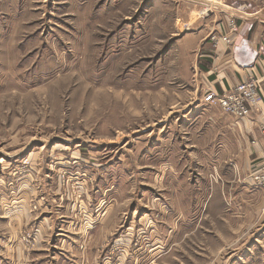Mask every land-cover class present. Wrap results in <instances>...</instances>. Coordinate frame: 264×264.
<instances>
[{"label": "rangeland", "instance_id": "1", "mask_svg": "<svg viewBox=\"0 0 264 264\" xmlns=\"http://www.w3.org/2000/svg\"><path fill=\"white\" fill-rule=\"evenodd\" d=\"M200 8L0 0V173L36 165L78 213L106 212L123 264H264L259 189L246 201L231 148L209 156L226 114L201 104L200 55L218 18L180 29Z\"/></svg>", "mask_w": 264, "mask_h": 264}, {"label": "crops", "instance_id": "2", "mask_svg": "<svg viewBox=\"0 0 264 264\" xmlns=\"http://www.w3.org/2000/svg\"><path fill=\"white\" fill-rule=\"evenodd\" d=\"M226 3L230 8H217V13L213 11L212 15L218 21L224 19L225 13L236 16L239 33L231 47L220 45L213 50L209 43L204 44L206 50L200 55V62L205 64L204 91L222 94L253 77L259 83V102L248 119L236 120L224 115L223 122L215 120L214 131L218 135L211 141L209 156L218 164L220 150L216 148H231L226 163L233 167L235 175L245 177L242 189L245 192L246 181L252 187L249 185L252 166L264 163V134L260 132L264 122V1L248 0L244 6L231 0ZM201 104L206 106L202 100ZM28 168L0 173V264H123L122 254L119 257L106 251L108 235L112 236L117 221L107 217L106 212L99 216L101 219L92 218L91 210L86 207L83 214L78 213L72 198L61 197L60 188L51 187L48 181L43 183L44 177L36 165ZM258 192V204L254 207L257 214L264 205V191ZM250 194L244 193L246 201ZM29 228L36 233L32 249L20 240L21 231ZM122 245L120 235L113 248L117 251Z\"/></svg>", "mask_w": 264, "mask_h": 264}, {"label": "built area", "instance_id": "3", "mask_svg": "<svg viewBox=\"0 0 264 264\" xmlns=\"http://www.w3.org/2000/svg\"><path fill=\"white\" fill-rule=\"evenodd\" d=\"M201 5V8L194 13L193 19L180 26L181 31H188L194 23L205 20L213 14L212 9L230 8L226 0H192ZM262 2L264 0H249ZM239 33L238 18L232 14L225 13L223 20L216 23L209 31L208 43L210 48L215 50L220 45L231 47ZM259 102V83L253 77L242 81L228 91L217 94L207 91L203 103L216 105L220 110L236 120L248 119L252 110ZM260 132L264 134V122L260 125ZM249 185L264 191V163L252 166L249 174ZM261 216L264 217V205L261 208ZM21 231L20 240L28 247L33 248L36 243V233L32 229ZM28 248V249H31Z\"/></svg>", "mask_w": 264, "mask_h": 264}]
</instances>
